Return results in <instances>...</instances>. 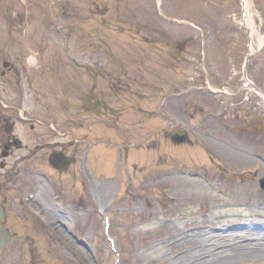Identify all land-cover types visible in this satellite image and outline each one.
Segmentation results:
<instances>
[{"label":"rangeland","instance_id":"obj_1","mask_svg":"<svg viewBox=\"0 0 264 264\" xmlns=\"http://www.w3.org/2000/svg\"><path fill=\"white\" fill-rule=\"evenodd\" d=\"M240 2L163 0L165 18L157 0H0V104L11 107L0 111L26 143L69 144L71 155L85 146L95 186L85 183L91 209L84 218L46 207L40 193L34 201L44 213L8 205L0 230L10 238L0 245V264H170L193 252L187 235L221 227L212 209L258 210L263 100L243 86L248 79L264 92V0H247L256 53L245 73L252 49ZM178 133L186 135L181 143L170 139ZM47 156L31 160L43 164ZM39 179L10 182L0 202L12 192L27 196ZM98 195L104 205L129 207L128 216L109 207L120 254L107 239ZM152 212L155 228L146 227ZM177 220L184 223L175 228Z\"/></svg>","mask_w":264,"mask_h":264},{"label":"flooded vegetation","instance_id":"obj_2","mask_svg":"<svg viewBox=\"0 0 264 264\" xmlns=\"http://www.w3.org/2000/svg\"><path fill=\"white\" fill-rule=\"evenodd\" d=\"M29 130L33 131L34 127L30 126ZM38 155L42 159L48 155L43 164L35 163L31 160L32 157L36 158ZM85 160V146L81 150L76 149L71 155L69 144H51L47 142L46 144L35 143L32 145V142H24L19 134L16 133L10 116L6 117L5 112L0 111V180H2V183L3 181L6 182L5 185L0 183L2 193L6 192L7 184L11 185L10 182L34 175L41 179L37 180V184L34 182L32 187L37 192V195L39 193L40 195L42 194L50 207H55L53 200L56 196L55 198L62 201V204L57 206L59 211L84 214L87 206ZM53 173L56 174L55 177ZM44 176L46 179L52 178L56 182L57 187L53 186L52 180L50 183L45 180V183L43 180ZM55 190H59L60 193L54 195ZM125 202L129 205V201L127 202L126 200ZM125 202H121L123 206ZM14 203L22 207L20 193L13 194L12 192L10 197L7 199L4 197L1 201L4 209ZM114 204V201L107 205L105 203L106 210L109 211V207ZM127 205L125 204V206ZM113 207L120 209L119 205H114ZM120 210L122 211L119 213L123 212L127 216L129 215L128 206L125 209L122 207Z\"/></svg>","mask_w":264,"mask_h":264},{"label":"bare ground","instance_id":"obj_3","mask_svg":"<svg viewBox=\"0 0 264 264\" xmlns=\"http://www.w3.org/2000/svg\"><path fill=\"white\" fill-rule=\"evenodd\" d=\"M163 1V0H162ZM242 4V11H243V23L242 28L244 31L247 32V35H249V39H253L254 36V26L251 22V18L247 16V0H240ZM255 46L253 44V40H251V48L254 49ZM261 51V50H260ZM250 51L248 50V53L246 54L247 58L249 59ZM247 70V68H246ZM3 74V72H2ZM259 88V87H258ZM255 85H250L247 83L244 85L245 91L250 90L251 93L254 95L261 97L263 99L264 92L260 91ZM197 191L200 192L201 190L199 188ZM43 202L46 204V207H50L46 201V199H43ZM257 211H251L247 209L246 207H234V206H228L226 209H212V216L213 218H223V223L220 227L221 231L216 232L215 230L211 231H201V232H195L192 234L187 235V239L191 241H195V244L191 245V249L193 252L186 254V259L184 261L180 260L181 257H176L175 259H171L170 264H222L223 262L225 264H234L233 262L239 261V264H264V255L262 253V248L264 249V203H260L256 207ZM102 210H105V208H102ZM106 211V210H105ZM57 213H60L59 211H56ZM107 212V211H106ZM76 214V213H75ZM140 214V213H139ZM210 214V215H211ZM82 215V214H81ZM141 218L144 217V215H141ZM238 217H242L241 221H244L246 226H243L242 229H237L236 227H227L225 230L223 226H226L228 223L232 222L235 219H238ZM257 217H260L262 220L257 225ZM84 218V216H83ZM141 218L139 219V222H141ZM149 221L147 222L146 227H152L155 228L158 224L156 222L159 220H155L154 212L149 214ZM198 218V217H195ZM177 225L173 224L174 227L181 226L184 221L177 220ZM240 221V220H239ZM110 222V221H109ZM146 224V223H145ZM155 226V227H153ZM184 226V225H183ZM211 228V227H210ZM216 228V226L214 227ZM225 230V231H223ZM235 231V232H233ZM244 233L245 235L241 237V234ZM108 233H111L110 231ZM227 233V234H226ZM112 235L110 234V237ZM235 237V238H234ZM113 238V237H111ZM197 244V248L196 247ZM160 248L158 249V252L156 255L160 256L163 254L164 246H162L161 243H159ZM153 248V247H152ZM154 249V248H153ZM147 249L143 250L145 253H148L149 251H146ZM187 250V249H185ZM258 250L260 254H257L254 256L253 253H255ZM189 251V252H190ZM244 255H246V258H242ZM258 256V257H256ZM246 262V263H245Z\"/></svg>","mask_w":264,"mask_h":264},{"label":"water","instance_id":"obj_4","mask_svg":"<svg viewBox=\"0 0 264 264\" xmlns=\"http://www.w3.org/2000/svg\"><path fill=\"white\" fill-rule=\"evenodd\" d=\"M174 140H177V138H173ZM261 186L264 187V181L261 182ZM0 220L2 221L3 220V216H2V213L0 211ZM6 239H7V235L6 233L4 232V230L1 231V239H0V245L3 246L6 242Z\"/></svg>","mask_w":264,"mask_h":264}]
</instances>
